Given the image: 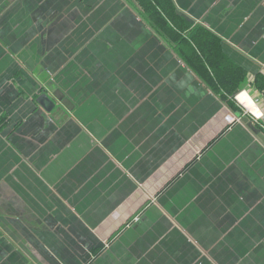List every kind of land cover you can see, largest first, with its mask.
Listing matches in <instances>:
<instances>
[{"label":"crops","instance_id":"0c3cea01","mask_svg":"<svg viewBox=\"0 0 264 264\" xmlns=\"http://www.w3.org/2000/svg\"><path fill=\"white\" fill-rule=\"evenodd\" d=\"M173 2L260 94L264 0ZM142 15L0 0V264H264L263 133Z\"/></svg>","mask_w":264,"mask_h":264},{"label":"trees","instance_id":"16d2710c","mask_svg":"<svg viewBox=\"0 0 264 264\" xmlns=\"http://www.w3.org/2000/svg\"><path fill=\"white\" fill-rule=\"evenodd\" d=\"M137 1L143 19L170 43L187 65L209 85L224 102H229L243 88L246 75L222 52L221 40L202 26L194 25L176 8L173 0ZM257 89L264 93V78L256 79ZM230 108L238 112L230 101Z\"/></svg>","mask_w":264,"mask_h":264},{"label":"rangeland","instance_id":"374dc122","mask_svg":"<svg viewBox=\"0 0 264 264\" xmlns=\"http://www.w3.org/2000/svg\"><path fill=\"white\" fill-rule=\"evenodd\" d=\"M133 3H134V5L135 6H137L138 7V9L140 8V5L138 4L139 2H137V1H132ZM140 16V15H139ZM138 16V17H139ZM143 16V15H142ZM140 18V17H139ZM141 19V18H140ZM179 59L181 60V64H185L186 66H188L187 65V63L183 60V59H181V57H179ZM189 67V66H188ZM196 74V73H195ZM197 75V74H196ZM198 76V75H197ZM199 77V76H198ZM255 80V79H254ZM254 80L252 81V82H250L249 83V85H248V87H251V86H254V87H256V88H258L257 86H256V81L254 82ZM248 81H249V78H248ZM248 81H245V83H244V85L248 82ZM247 86V85H246ZM245 89H247V88H245ZM248 90V89H247ZM243 90H240L238 93H240V92H242ZM238 93H236V94H234V96H232V98H231V103L235 106V107H237V109H238V112H236V111H234V109H231L230 108V101L229 102H225L226 103V106H227V108L225 109V111L228 113V114H230V115H234L235 117H238V118H241L242 117V115L243 116H247L248 117V119H249V122H248V124H247V126H250V128L252 129V130H257V132L259 133V131H260V133H263L264 134V120H260L258 123L256 122V120L254 119V117H251L248 113H250V112H252V109H250V108H252V105H250V104H248V103H246L248 106H249V108L246 106V105H243V104H241V103H239V101L237 100V95H238ZM249 94L252 96V97H254L253 95H252V93L251 92H249ZM256 97H258V96H256ZM256 97H254V99H255V101L257 100V98ZM251 100V99H250ZM246 106V107H245ZM250 111V112H249ZM228 117V116H227ZM244 121H241V120H238L237 122H235L234 124H238V125H243L244 123H243ZM229 125H232V124H229ZM244 126V125H243ZM250 128L248 127V129L250 130ZM190 154H187L185 157H183V159H182V157H181V159L184 161V163H186V161H188V159H187V157L189 156ZM180 156H182V155H180ZM142 189V188H146V187H144V184H139V189ZM151 188L148 186L147 187V189H145V191H147V194H150L151 196H149V202H155L156 201V197H157V193H158V189L157 190H153V191H151L150 190ZM72 212H75V209L74 208H72ZM105 246L107 247V246H109L108 244V242H109V240L108 239H106L105 241Z\"/></svg>","mask_w":264,"mask_h":264},{"label":"built area","instance_id":"2783aa9c","mask_svg":"<svg viewBox=\"0 0 264 264\" xmlns=\"http://www.w3.org/2000/svg\"><path fill=\"white\" fill-rule=\"evenodd\" d=\"M258 97L257 100L255 101L254 97H252L248 90H243L242 92L238 93L237 100L239 101V103L246 105V100L247 98L252 99L253 101V108H252V112L248 113L251 117H254V119L256 120V122L258 123L260 120H264V93L261 92L260 94L257 95ZM247 106V105H246ZM245 106V107H246ZM248 107V106H247ZM249 108V107H248ZM247 117V116H243L241 118L235 117L234 115H230L228 114L227 117V122L229 124H234L235 122H237L238 120L243 121V118ZM248 118V117H247ZM244 123V122H243Z\"/></svg>","mask_w":264,"mask_h":264},{"label":"water","instance_id":"95a60500","mask_svg":"<svg viewBox=\"0 0 264 264\" xmlns=\"http://www.w3.org/2000/svg\"><path fill=\"white\" fill-rule=\"evenodd\" d=\"M44 103H42L43 107L48 111V112H51L53 110V104H49V102L46 100V101H43ZM243 121L244 123L248 124L249 122V119L247 117H244L243 118ZM259 138L264 142V135L263 134H260L259 135Z\"/></svg>","mask_w":264,"mask_h":264},{"label":"bare ground","instance_id":"6f19581e","mask_svg":"<svg viewBox=\"0 0 264 264\" xmlns=\"http://www.w3.org/2000/svg\"><path fill=\"white\" fill-rule=\"evenodd\" d=\"M248 104H250V105H252V108H253V102L249 99V102H248ZM247 105V104H246ZM248 106V105H247ZM249 107V106H248ZM252 108H250V109H252Z\"/></svg>","mask_w":264,"mask_h":264}]
</instances>
